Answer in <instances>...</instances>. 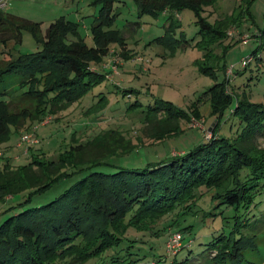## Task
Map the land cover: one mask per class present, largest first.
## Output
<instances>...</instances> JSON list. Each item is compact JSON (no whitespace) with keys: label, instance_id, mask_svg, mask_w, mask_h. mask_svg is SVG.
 Listing matches in <instances>:
<instances>
[{"label":"trees","instance_id":"trees-1","mask_svg":"<svg viewBox=\"0 0 264 264\" xmlns=\"http://www.w3.org/2000/svg\"><path fill=\"white\" fill-rule=\"evenodd\" d=\"M135 1L139 17L168 15V26L156 38L157 43L169 47H199L205 51L197 61L200 71L217 79V68L226 70L227 67L220 66L225 56L215 49L225 46L226 52L231 47L232 42L224 45L225 41L236 38L230 31L241 25L243 14L250 12L253 0H241L232 13L214 21L209 20L211 14L205 13L208 8L215 11L219 0ZM118 2L126 0H93L100 5L91 27L93 46L80 37L69 38L70 34L79 35L78 25L64 16L52 21L43 33L40 22L6 15L0 9V31L13 30L17 44L22 41L24 31H31L40 46L37 51L8 60L0 67L3 85L0 95L19 98L18 103L33 102L36 107L32 112L23 106L20 108L23 112L19 113V109H11L13 99L10 102L0 99V147L10 139L13 128L19 132L28 121H42L49 115L58 117L95 86L105 81L110 83V71L101 70L94 63L110 55L112 45H118V55L125 61L134 58L124 32L113 28L119 14L115 7ZM185 8L192 9L196 16L197 40L187 39L184 34L178 39L175 34V29L181 26L175 17ZM134 24L139 26L140 22ZM248 59L251 61L252 57ZM13 74L18 75L16 87H6L5 81ZM227 79L216 82L204 93L217 119L233 101V94L227 91ZM116 88L121 90L119 86ZM15 89L19 92L15 93ZM96 96L87 114L97 113L109 105L105 91ZM139 106H143L142 102L135 100L127 110ZM144 112L142 132L152 141L176 137L185 131L184 122L203 119L197 101L184 109L171 101L155 99L146 105ZM232 115L242 123L241 130L232 137L219 134L217 124L211 128L207 141L188 151H174V155L144 167L119 168L113 173L94 167L108 164L116 155L134 151L144 144L143 136H137L138 143H135L122 130L108 128L81 139L76 131L57 159L31 153L33 159L22 165L14 164L2 153L0 200L28 192L29 201L63 179L86 173L53 200L11 215L0 225V264H88L91 261V264H262L253 255H259L257 235L264 228V147L260 143L264 138V103L253 101L246 90L237 92ZM32 147L31 144L29 149ZM200 187L214 188V197L236 211L231 229L214 234L195 254L191 241L187 245L182 243L173 254L167 248V254H155L151 248L140 253L138 250L143 248L133 243L136 239L128 237L129 229L154 234L164 232L180 221L184 210L192 207ZM170 216L174 218L169 225L154 231L160 221ZM184 229L191 232L192 225ZM126 242H129L127 247L123 245ZM185 247L189 252L179 259L178 254Z\"/></svg>","mask_w":264,"mask_h":264},{"label":"rangeland","instance_id":"rangeland-1","mask_svg":"<svg viewBox=\"0 0 264 264\" xmlns=\"http://www.w3.org/2000/svg\"><path fill=\"white\" fill-rule=\"evenodd\" d=\"M6 1L7 6L3 9L6 15L12 14L40 22L43 33L52 21L64 16L78 25L79 35L70 34V39L80 37L88 45H94L91 27L100 12V5L94 4L93 0ZM240 2L241 0H219L215 11L208 8L205 15L211 14L209 20L214 21L232 13ZM115 7L119 14L113 28H119L124 32L134 58L128 62L125 61L118 55V45H112V53L100 62L94 63L95 67L101 70L109 64L117 66L119 73L114 74L113 70L110 72V83L105 81L95 86L80 101L62 111L58 117L49 115L42 121L32 123L28 121L19 132L13 128L10 139L2 144L0 152L5 153L14 164L22 165L31 161L33 159L31 153H40L48 159H57L60 152L68 147L76 131L78 137L87 139L103 129L114 128L122 130L127 137L133 138L135 143H138L137 136H143L142 143L144 144L138 145L130 153L116 155L108 161V164L96 166L94 169L113 173L119 168H141L147 163L174 155V151H188L207 141V136L211 135V128L217 124H219V134L229 137L236 135L242 128L241 120L232 115L237 92L246 90L251 94L253 101L264 103V0H253L250 12L246 11L243 14L241 25L231 29L230 33L237 36L234 39L230 37L224 44L229 45L232 42L231 47L226 52L224 51L225 46L215 49L218 54L225 56L220 66L225 64L227 67L226 70L224 67L217 68V79L199 69L197 61L202 58L204 50L191 45L169 47L155 41L157 37L165 33L169 21L168 15L162 14L155 17L146 14L139 17L135 0L118 2ZM175 18L181 25L175 29L178 39L182 34L187 39H198L199 26L192 9H183L179 17ZM135 21H139L140 25H132ZM13 34L15 32L11 29L0 31V67L8 60L40 49L31 31H24L22 41L18 44ZM250 56L251 61L247 60ZM226 78H228L226 80L227 91L233 94V101L223 115L217 119L204 93L216 82L224 81ZM17 79L18 75H11L5 81L6 87L15 88ZM116 86L121 87V90ZM2 88L3 85L0 84V92ZM15 91V93L19 92L18 89ZM100 91H105L109 96V105L97 113L87 114L86 110L96 101V95ZM0 99L10 102L14 100V96L1 94ZM18 99L11 102L12 110L19 109L21 113L23 111L20 108L27 106L28 110L36 111L33 102L32 104L30 101L18 103ZM155 99L171 101L184 109H188L192 102L197 101L203 114L202 125L192 126L193 122H184L185 131L182 134L160 141H152L143 135L142 127L144 126V109ZM135 100H140L143 106L127 110L129 104ZM100 114L103 115L102 119L97 118ZM23 133L32 134L35 139L33 147L28 152H25V147L19 146ZM260 143L264 147V138L260 140ZM3 162L4 158L0 157V166ZM84 174H75L63 179L45 193L34 195L29 201L27 200L28 192L0 200V225L11 215L28 207L39 206L53 200ZM197 192H199L198 198L192 207L184 210L180 221L173 223L164 232L154 234L150 231L129 229L128 237L136 239L133 243L143 248L138 250L140 253H146L151 248L155 254H167V240L172 233L181 231L185 236L182 243L187 245L191 241L192 253L195 254L205 247L204 242L214 234L220 231L228 232L231 229L236 213L233 207L226 206L220 202V199L214 197V188L200 187ZM173 218L174 216H170L160 221L154 231H161L163 225H169ZM257 223L264 224L261 221ZM187 225H192L191 232L186 229L182 230ZM257 236L260 251L258 256H253L264 264V228ZM125 244L127 247L129 242L123 245ZM188 252L185 247L177 257L182 259ZM122 253H126V249Z\"/></svg>","mask_w":264,"mask_h":264},{"label":"built area","instance_id":"built-area-1","mask_svg":"<svg viewBox=\"0 0 264 264\" xmlns=\"http://www.w3.org/2000/svg\"><path fill=\"white\" fill-rule=\"evenodd\" d=\"M7 6V1L6 0H0V9H4ZM108 70H110V72L113 70L114 74L119 73L117 70V66H112L111 64L106 65ZM108 74V78L111 79V74ZM199 122V123H198ZM198 124L202 125V123L200 121H193L192 126H197ZM35 139L33 137L32 134H28V133H23L19 142V146L21 147H25V151L28 152L29 150V146L35 142H33ZM26 145V146H25ZM184 238V235L182 234V232H175L173 233L168 241L166 242V248H167V252L168 253H176L177 250L180 248V246L182 245V240Z\"/></svg>","mask_w":264,"mask_h":264},{"label":"crops","instance_id":"crops-1","mask_svg":"<svg viewBox=\"0 0 264 264\" xmlns=\"http://www.w3.org/2000/svg\"><path fill=\"white\" fill-rule=\"evenodd\" d=\"M26 152V151H25ZM2 152H0V156H1Z\"/></svg>","mask_w":264,"mask_h":264}]
</instances>
